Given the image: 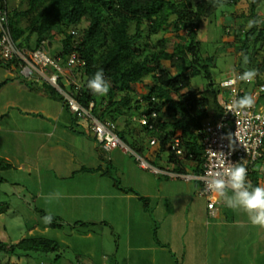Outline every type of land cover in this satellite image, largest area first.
I'll list each match as a JSON object with an SVG mask.
<instances>
[{"label": "rangeland", "instance_id": "374dc122", "mask_svg": "<svg viewBox=\"0 0 264 264\" xmlns=\"http://www.w3.org/2000/svg\"><path fill=\"white\" fill-rule=\"evenodd\" d=\"M9 2L13 8L18 0H9ZM257 10L260 13L259 21L264 24V0L259 2ZM249 13V3L246 0H239L230 10H225L223 15L215 18L213 22H204L200 26L198 39L202 63L209 64L211 80L219 101L225 98V91L219 87V84L229 78L240 76L249 69H256L258 78L256 76L252 84L257 83L258 79L264 80V76L258 70V66L264 64V49L254 52L256 56H252L250 60V53L253 52V49H250V53H243L239 49V41L236 40L241 32L247 30L248 21L252 20ZM173 34L174 30L171 28L166 33L159 32L154 39L169 37L168 50L174 52L183 41L172 39ZM56 47V42L50 44L53 56L57 55L54 54ZM244 55L249 57L247 64L243 62ZM190 58L189 54L180 53L173 61H164V66L169 69L176 66L185 67ZM2 61L6 65L8 64V60ZM6 65L0 66V82L7 81V84L0 85V108L7 102L8 132L3 133L6 134L7 140L0 142V157L8 159L11 166L8 169L0 170V264H154L153 261H150L153 253L151 250L126 252L125 242L118 247L124 240L122 232L126 226V219L121 224L113 220L117 223L109 225L106 222L97 221L95 222L98 224L96 226L88 223L91 220L87 222L72 216L78 212L74 202H67L63 196L67 193L66 183L58 181V177L55 178V170L50 174L45 173L44 169L51 165L48 166L38 157L39 142L45 138L41 127L45 130L50 127L49 124H56L60 121H67L66 123L69 125V121L64 119V115L60 116L59 114L60 110L65 112L64 103L59 97L60 93L55 89L59 94L54 92L56 95H53L50 93L52 87L44 84L43 80L27 78L21 74L18 67L8 68ZM208 82L203 71L201 75L192 78V84L201 96L205 95L204 87ZM143 91H146V87L143 88ZM261 102H264V93ZM140 114L141 110L132 111L133 121L129 123V129L125 131V142L139 153H142L141 148L143 149L144 145L148 149L149 156L154 157L153 163L157 167L167 168L171 165L169 163L171 152L168 149L161 151L157 145L150 146L151 136L139 123ZM68 116L72 121L71 116L69 114ZM212 116L213 112H210L206 121ZM66 129L72 132L70 127ZM87 136L89 139L86 138V145L83 147L86 157L83 159L76 157V160L71 162V156H69L67 169L74 170L77 167L79 169L81 166L91 167L104 160L102 166L105 170L108 169L115 178L122 181V185L133 186L139 192L138 180L132 175L129 177L123 174L125 172L123 167H128L131 164L127 159L137 164L134 152L132 150L125 152L119 147L107 151L100 148L95 140L90 139L89 135ZM68 150L71 152L72 149ZM93 151L94 153H92ZM72 152L77 154L76 149H73ZM111 159L113 162L120 160V168L111 162ZM80 163H84V165L78 166ZM183 164L187 167L189 165L186 159ZM161 177V179L157 178V182H164V187L171 186V189H174L175 186L180 188L181 182H187L178 177ZM250 179L252 183L258 182V186L262 187L264 156L255 163ZM57 192L60 193L58 198L55 195ZM50 196L52 198L49 200ZM168 202L170 208L166 204V208L163 206V209L153 205L156 220H162L167 215L168 209L177 208L182 213L181 217L183 218L184 215V218L190 222V213H195L196 207L203 210L204 204L206 205V200L203 197L199 199L198 205L193 202L189 207L184 202L177 207L172 205L170 199ZM240 212L242 210H237V214ZM206 213L204 212L205 219L215 220L216 217L211 218ZM48 214L53 216L51 224H45L43 221V217ZM232 214L233 209L223 208V213H220L221 221L232 220L234 216ZM58 217H63L64 220L61 221ZM218 220L215 223L211 221L209 226L204 228L203 238L201 236L193 237L195 235L190 234L193 231H190L191 228H189L187 238L185 236L181 240V232H179L175 235L174 242V239L171 240L172 232H167V239L172 251L169 254L173 253L175 256H173L174 259H171L167 255L166 260L160 264H192L193 262H197L196 264H264V251L260 254L257 251L261 250V246L264 247V241L259 236L260 230L254 231L255 233L249 236L245 232L244 226L238 224L233 226L218 225ZM156 225H159V222ZM90 227L91 229H89ZM260 229L264 232V228ZM29 237L48 238L56 241L59 247L56 251L48 253L26 252L16 247L19 240ZM200 238L202 239L199 243L194 241ZM177 244L179 248H176ZM111 246L118 247L117 251ZM196 246L199 247V250L195 249ZM136 256L145 262L141 263L139 259L136 262Z\"/></svg>", "mask_w": 264, "mask_h": 264}, {"label": "trees", "instance_id": "16d2710c", "mask_svg": "<svg viewBox=\"0 0 264 264\" xmlns=\"http://www.w3.org/2000/svg\"><path fill=\"white\" fill-rule=\"evenodd\" d=\"M237 1L222 0L224 7L221 8L216 0H18L9 13V25L13 38L24 41L29 48L34 49L42 40H49V44L57 43L54 54L61 56L63 61L72 51L78 53L84 60L83 66L74 68L81 85L77 91L81 104L89 108L93 101L92 114L102 121L114 122L124 141L125 131L133 121L132 111L141 110L142 114L155 104L162 114L155 124L156 129H146V133L157 138L159 150L171 152L169 163L174 172L200 174L203 170L204 123L210 112L215 118L220 115L222 101L216 95L209 64L202 63L198 33L204 22H213ZM246 1L250 6L249 16L259 21L257 8L261 0ZM171 28L174 30L172 39L183 41L174 52L168 50L169 37L154 39L159 32L166 33ZM236 40L243 53L253 49L251 60L256 56L254 52L264 49V24L259 21L256 26L241 32ZM180 53L191 56L185 67L169 69L164 66V61H173ZM3 64L6 65L0 61V66ZM6 66L17 68L18 64L8 61ZM100 69L110 84L104 96L94 94L88 88V81ZM258 70L264 76V64L258 66ZM202 71L209 80L203 96L192 84V78L201 75ZM263 82L258 79L255 86ZM6 83L2 81L0 85ZM60 84L65 86L64 82ZM145 87L146 91H143ZM54 92L56 90L52 88L50 93L56 95ZM59 95L69 108L63 95ZM66 127L74 133L85 134L74 122ZM176 135L183 156H178L169 146ZM148 159L153 163L154 157ZM185 159L188 167L183 164ZM10 166L8 159L0 157V170ZM78 171L101 172L110 177L118 191L138 196L144 211L153 216L150 198L140 195L130 185H122V181L102 164L81 166ZM153 237L157 240L155 225ZM16 247L26 252L48 253L56 251L59 244L44 237H29L19 240Z\"/></svg>", "mask_w": 264, "mask_h": 264}, {"label": "crops", "instance_id": "0c3cea01", "mask_svg": "<svg viewBox=\"0 0 264 264\" xmlns=\"http://www.w3.org/2000/svg\"><path fill=\"white\" fill-rule=\"evenodd\" d=\"M7 108V102H5L4 106L0 108V142L1 140H7L6 134H3L4 132H8ZM64 109L65 112L64 110H60V116L64 115L65 118H63L68 120L69 124L71 122L78 124L79 128L83 130L85 134L70 132L68 129H66V126L68 125V123H66L67 121L49 124L50 127L45 130L41 127V131L44 133L45 138L39 142L38 157L45 161L48 166L51 165V167L44 169L45 173L50 174L55 170V178L58 177V181H64L66 183L65 188L67 193H65L63 196L67 199V202H74L75 209L78 212V214L72 215L75 216L74 218L78 220L84 219V221L86 220L87 222L91 220L93 225L96 226L98 225L95 223L97 221H103L109 225L110 223H117L113 222V220H116L119 222V224H121V222L126 219V226L122 232V237H124V240L120 242L118 247H120L121 243L123 245L125 242L126 252L151 250L153 253L151 256L152 259H150V261H153L154 264L162 263L163 260H166L167 255H169L171 259H174L173 256L175 255L173 253L169 254L171 249L166 235L167 232H172L171 240L173 241L174 239V242L175 235H177L179 232H181V240L185 238V236L187 238L189 228H191L190 231H193L190 234L195 235L193 237L201 236L203 238L204 228L208 227L211 221H214L215 223L218 219H220L217 222L218 225L233 226L238 224L240 226H244V230L249 236L252 233H255L254 231L260 230L261 234L259 236L262 238L261 240L264 241L263 230L260 229L259 226H253L249 221L248 215L243 211L237 214V210H233L232 215L234 216L232 220H227L224 222L221 221L220 213H223V208L228 209V207L220 200L217 205L218 213L213 216L216 217L215 220L205 219L206 217L204 218V212H207V203L206 205L204 204L203 210H201L199 207H196L195 213H190V222L184 218V215L183 218L181 217L182 213H180L177 208H171L168 210L166 209L167 215L160 221L156 220L153 205L156 207H162L163 209V206L165 207L166 204L170 208L168 199H170L172 201V205H175L176 207L177 205H181L182 202L186 203L188 207L193 202L198 205L199 199H201L202 196L199 194V183L197 181L185 180L187 182H181L182 186L180 188H176V186L174 189H171V186H169V188L167 186L164 187V182H157V178L161 179L162 175L154 174L148 170H143L138 166V164H136V162H131L132 160L127 159V161H129L131 164L128 167H123L125 168V172H123V174H126L129 177L131 175L134 176L138 180L137 186L140 188V195L150 198V206L153 209V216L151 217L147 212L144 211L142 202L138 199V196L132 193H123L118 191L114 187L113 181L110 177L101 174V172H76L78 167L74 170H68L69 156H71V162L75 161L76 157L81 159L85 158L86 152H84L85 149L83 147L86 145L85 141L86 138H88L87 135H89L90 139L92 140H95V138L93 134L90 133V131L85 129L84 123L78 120L69 108L64 105ZM68 114L71 116L72 121L69 120ZM68 149H76L77 154H74L72 150L69 152L70 150ZM141 151L144 156L150 157L148 149L144 147V145L143 149L141 148ZM92 153H94V151ZM103 162L104 160L95 163L91 167H96L99 164H103ZM111 162H113L112 159ZM119 162L120 160H117L113 163L118 168H120ZM81 164L84 165V163H80L78 166ZM166 169L173 170V166L170 165ZM188 172L192 171L189 170ZM255 183L256 186H258V182H254L253 186ZM262 187H264V181L262 183ZM206 215L208 214L206 213ZM59 219L61 221L64 220L63 217H60ZM150 221H152V223H150ZM157 221L159 222V225H156L158 224ZM154 225L157 240H155L153 237ZM89 229H91V227ZM202 238L194 241L199 243ZM176 246V248H179L178 244ZM111 247H113V249L115 248V251L118 249L116 246ZM195 249L199 250V247L196 246ZM257 251L259 254L262 253L264 251V247L261 246V250ZM138 259L139 257L136 256V262ZM139 261L141 263L145 262L143 259H139ZM196 263L197 262H193L192 264Z\"/></svg>", "mask_w": 264, "mask_h": 264}, {"label": "built area", "instance_id": "2783aa9c", "mask_svg": "<svg viewBox=\"0 0 264 264\" xmlns=\"http://www.w3.org/2000/svg\"><path fill=\"white\" fill-rule=\"evenodd\" d=\"M9 0H0V61H16L21 74L27 78L43 80L50 87L63 95L67 106L75 117L85 125V129L93 134L96 142L107 151L121 148L127 152L132 150L136 156L138 166L154 174L182 178L199 183V194L206 199L208 216L218 213L219 198L207 188V183L216 171H223L225 167L242 164L247 170V182L253 185L250 174L254 172L255 163L264 156V83L256 87L246 85L237 77L236 83L226 86V81L220 83L225 91L222 109L218 117H211L204 123L203 170L200 174L179 173L166 168H160L150 162L142 153L132 149L119 135L116 124L110 120L102 121L91 109L83 106L77 95L81 88L74 74L76 66H83L84 60L76 51H72L63 61L61 56L51 53L49 40H42L38 47L29 48L24 41L15 40L9 25V13L12 10ZM64 82L65 86L60 83ZM73 86V87H72ZM250 95L254 104L250 108L228 111L233 100ZM161 110L151 104L140 115L139 122L147 130L156 129V122ZM146 121V123H145ZM150 146L158 144L156 137H151ZM178 156H183L180 139L176 135L169 145Z\"/></svg>", "mask_w": 264, "mask_h": 264}, {"label": "clouds", "instance_id": "9594fccd", "mask_svg": "<svg viewBox=\"0 0 264 264\" xmlns=\"http://www.w3.org/2000/svg\"><path fill=\"white\" fill-rule=\"evenodd\" d=\"M216 3L219 7H224L222 0H216ZM258 23L259 21L257 20H249L247 27L252 28ZM243 62L245 64L249 63L247 55L243 56ZM257 75L258 71L256 69H249L243 72L237 79L255 86L252 82H254ZM235 83L236 79H230L226 81V86H231ZM88 88L94 94L100 96L107 95L110 84L105 80L102 69L97 70L93 78L88 81ZM253 104V98L250 95H245L233 100L228 111L250 108ZM247 174L248 170L242 164L227 166L223 171H216L212 174L211 179L207 183V188L209 191L214 192L219 200L228 208L245 212L253 226L264 228V187H253L247 182ZM55 195L58 198L60 193L57 192ZM51 198L50 196L48 199L50 200ZM52 220L53 216L51 214L43 217L45 224H51Z\"/></svg>", "mask_w": 264, "mask_h": 264}]
</instances>
